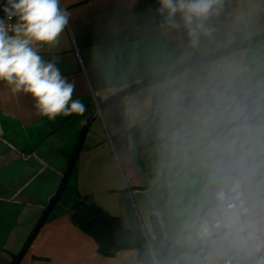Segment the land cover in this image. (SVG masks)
Returning a JSON list of instances; mask_svg holds the SVG:
<instances>
[{
	"label": "crops",
	"instance_id": "obj_1",
	"mask_svg": "<svg viewBox=\"0 0 264 264\" xmlns=\"http://www.w3.org/2000/svg\"><path fill=\"white\" fill-rule=\"evenodd\" d=\"M61 3L69 23L41 55L58 58L86 111L49 120L29 95L0 82V264L22 249L18 264H145L134 249L101 254L73 223L71 207L83 199L147 240L155 220L172 243L167 177L157 178L160 105L176 90L185 105L213 90L244 104L264 101V0H222L212 35L196 49L183 30L160 26L158 0Z\"/></svg>",
	"mask_w": 264,
	"mask_h": 264
},
{
	"label": "clouds",
	"instance_id": "obj_2",
	"mask_svg": "<svg viewBox=\"0 0 264 264\" xmlns=\"http://www.w3.org/2000/svg\"><path fill=\"white\" fill-rule=\"evenodd\" d=\"M222 0H158L161 27L183 30L188 46L210 37ZM0 18V82L34 101L39 114L82 116L55 47L69 23L61 0H6ZM176 90L160 105L157 178L167 177L175 221L170 264H264V101L244 104L198 93L185 105Z\"/></svg>",
	"mask_w": 264,
	"mask_h": 264
},
{
	"label": "trees",
	"instance_id": "obj_3",
	"mask_svg": "<svg viewBox=\"0 0 264 264\" xmlns=\"http://www.w3.org/2000/svg\"><path fill=\"white\" fill-rule=\"evenodd\" d=\"M215 53H210L204 56L201 60L209 58ZM161 76V75H160ZM157 78V77H156ZM156 78L148 79L142 83L131 85L117 91L113 96L107 99V102L114 100L120 95L140 86L155 80ZM203 80V77H201ZM71 161L68 164V169L64 174V178L55 195L51 198L47 208L38 225L45 220L47 213L50 211L55 202L60 190L64 184L65 177L69 173ZM98 210L106 222V226L102 225L100 220L94 216V211ZM71 219L73 223L84 233L94 239L97 244L98 251L106 256H113L116 252L126 249H134L137 254V259L145 264H153L155 260L158 264H165L176 258L178 250L173 246V243L168 242L163 238L159 227L154 220L155 236L152 240H147L144 233L140 229H124L117 218L105 215L93 204L86 202L83 199L76 200L71 207ZM23 249L13 256L10 264H18L22 255Z\"/></svg>",
	"mask_w": 264,
	"mask_h": 264
},
{
	"label": "built area",
	"instance_id": "obj_4",
	"mask_svg": "<svg viewBox=\"0 0 264 264\" xmlns=\"http://www.w3.org/2000/svg\"><path fill=\"white\" fill-rule=\"evenodd\" d=\"M6 2V0H0V18L4 17V13L2 10L3 4ZM261 93H264V80L262 81V87L260 90ZM171 262V261H170ZM170 262H167L165 264H170ZM153 264H158L155 260H153Z\"/></svg>",
	"mask_w": 264,
	"mask_h": 264
},
{
	"label": "water",
	"instance_id": "obj_5",
	"mask_svg": "<svg viewBox=\"0 0 264 264\" xmlns=\"http://www.w3.org/2000/svg\"><path fill=\"white\" fill-rule=\"evenodd\" d=\"M94 216L96 219L100 220V222L102 223V225L106 226V222L103 218H101V214L98 210L94 211Z\"/></svg>",
	"mask_w": 264,
	"mask_h": 264
}]
</instances>
